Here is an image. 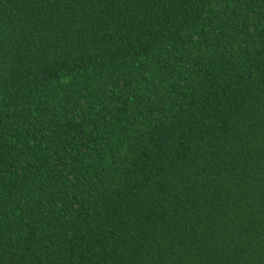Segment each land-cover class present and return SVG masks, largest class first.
Masks as SVG:
<instances>
[{"label": "trees", "instance_id": "trees-1", "mask_svg": "<svg viewBox=\"0 0 264 264\" xmlns=\"http://www.w3.org/2000/svg\"><path fill=\"white\" fill-rule=\"evenodd\" d=\"M0 264H264V0H0Z\"/></svg>", "mask_w": 264, "mask_h": 264}]
</instances>
